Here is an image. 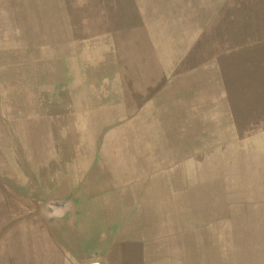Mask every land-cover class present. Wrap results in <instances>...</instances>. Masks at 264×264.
I'll return each mask as SVG.
<instances>
[{
    "label": "crops",
    "instance_id": "0c3cea01",
    "mask_svg": "<svg viewBox=\"0 0 264 264\" xmlns=\"http://www.w3.org/2000/svg\"><path fill=\"white\" fill-rule=\"evenodd\" d=\"M179 6L210 13L212 0ZM243 6L264 13V0ZM58 60L50 77L67 75ZM128 60L113 54L91 87H43L38 114L35 68L21 65L17 113L0 121V264H213L229 217L264 220V143L252 135L244 157L243 141L213 140L194 95L184 121Z\"/></svg>",
    "mask_w": 264,
    "mask_h": 264
},
{
    "label": "rangeland",
    "instance_id": "374dc122",
    "mask_svg": "<svg viewBox=\"0 0 264 264\" xmlns=\"http://www.w3.org/2000/svg\"><path fill=\"white\" fill-rule=\"evenodd\" d=\"M181 1L0 0V121H12L17 113L12 95L21 65L35 68L38 114L48 107L43 87H91L116 54L147 80L159 76L148 83L157 92L153 96L178 97L184 121L193 117L194 95L196 120L208 122L213 140L243 141L250 149L243 156H251L252 135L264 143L258 102L264 98V13L243 6L252 0H212L210 13L188 10ZM60 55L67 75L50 77ZM240 218L229 217L227 251L213 256V264H264V220Z\"/></svg>",
    "mask_w": 264,
    "mask_h": 264
}]
</instances>
